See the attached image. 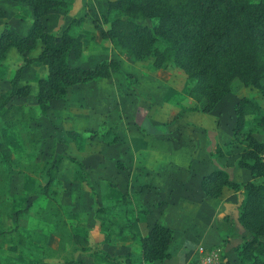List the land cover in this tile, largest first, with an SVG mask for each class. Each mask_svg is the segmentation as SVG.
Here are the masks:
<instances>
[{
    "label": "rangeland",
    "instance_id": "rangeland-1",
    "mask_svg": "<svg viewBox=\"0 0 264 264\" xmlns=\"http://www.w3.org/2000/svg\"><path fill=\"white\" fill-rule=\"evenodd\" d=\"M8 1L0 0V33L7 25L2 9L4 2ZM20 6L28 5L21 3ZM87 16L91 25L101 27L103 22L100 18L98 24L93 21V15ZM8 19L10 21L12 17ZM145 23L148 24L149 20ZM63 25L64 22L55 33L67 24ZM71 32H81L86 37L83 38L85 51L82 57L68 54L70 65L90 67L97 59L108 55L117 61L118 69L111 72L106 80L97 79L68 87L64 97L52 100L43 115L38 113L35 94L38 79L46 75L45 67L33 63L22 69L18 84H26L28 90L25 95L14 96L11 102L21 107L23 114H16L10 126H5L0 118V144L7 148L6 156L0 151V264H54L71 259L81 260L82 264H97L93 261L96 256L93 252L103 250L101 230L112 237L119 226L129 224L127 214L133 211L132 204L135 209L142 206L135 201L138 189L149 186L146 183L145 186L135 184L137 182L130 179L127 172L119 175L115 182L114 162L103 161L105 169L111 170L107 176L108 172L102 173L101 166L96 165L102 162L99 156L106 153L112 159L119 155L116 165L126 171L123 166L127 160L121 157L123 154L126 157L127 139L135 140L136 137L149 145L152 151L146 148V153L153 159V164H159L161 161H156L157 155L169 153L167 148L172 146L173 151L180 153L187 146L190 148L194 143H200L202 126L215 135L220 133L217 139L220 135H227L226 122L231 116L232 103L242 96L254 99L264 113V99L259 90L237 81L222 97L218 109L202 113L197 109L199 104L186 95L189 80L181 69L172 64L156 69L151 65V57L123 58L106 45L105 39L92 44L93 37L83 32L82 18ZM38 44L25 53L14 47L5 50L0 59V94L9 91V80L14 70L23 63L24 57L35 56ZM93 51L98 53L90 57ZM260 83L264 86V78ZM232 117L234 124V115ZM216 119H219L217 125ZM263 130L264 127L258 124V115L250 113L245 116L243 134L234 144L212 143L208 148L210 152L219 150L226 154L224 162L233 167L245 146L244 134L251 133L256 139L264 140ZM112 149H115L113 156L110 153ZM59 157L62 161L59 175L56 172L54 181L44 193L47 173L53 174L52 165ZM139 170L141 168L135 171L141 173ZM229 175L233 181L242 177L232 169H229ZM254 181L264 183V176L256 177ZM107 184L111 188L116 185L126 188L128 192L119 196L118 201L113 200V197L117 198V192L111 193L109 199L108 193L104 192ZM98 207L103 209L97 210ZM177 212V207L170 205L164 215L173 217ZM74 234L86 240V251L80 249L83 243L76 242L72 237ZM124 240L122 244L114 238L108 247L110 252H122L121 261L128 255L137 260L135 244ZM233 244V247L239 246L240 239ZM128 248L132 253L125 255Z\"/></svg>",
    "mask_w": 264,
    "mask_h": 264
},
{
    "label": "trees",
    "instance_id": "trees-1",
    "mask_svg": "<svg viewBox=\"0 0 264 264\" xmlns=\"http://www.w3.org/2000/svg\"><path fill=\"white\" fill-rule=\"evenodd\" d=\"M11 1L28 5L33 18L22 35L5 25L0 33V59L8 47H14L20 53L32 50L37 43L40 48L35 56L23 58V63L9 80V91L0 94V118L5 126L13 124L16 114H23L21 107L14 105L11 99L25 95L28 90L26 84H18L25 66L34 63L46 68L45 77L37 81L35 94L41 115L52 100L64 97L68 87L108 78L118 69L114 58L100 59L90 67L68 63L69 53L78 58L82 52L81 41L86 35L71 32L81 18L71 19L58 33H50L45 29L43 17L56 7H69L70 0ZM101 21L105 25L100 31L101 36L123 58L151 57V65L156 69H164L169 64L181 69L189 80L186 95L199 104L197 109L202 113L210 112L235 81L257 88L264 99V86L260 83L264 78V0H107ZM261 110V106L248 96L234 102V124L229 143H235L243 134L247 114H257L258 124L264 127ZM243 139L245 146L236 160L237 167L247 169L251 178L264 176L260 158L264 142L251 133L244 134ZM0 151L3 156L7 155V148L2 144ZM209 157L212 159L215 154L210 152ZM60 159L52 165L53 174L47 173L44 193L56 177ZM223 186L243 195L238 220L244 231L238 235L232 225L229 228L230 235L240 239L239 246L233 247L238 264H264V183L233 181L222 168L212 170L200 180V188L207 196L217 197ZM139 211L145 213V209ZM100 223L104 225L102 221ZM130 227L131 222L119 226L115 235L123 234ZM101 231L102 241L108 242L110 234L104 229ZM72 237L83 243L80 249L86 251V240L77 234ZM171 240V229L153 222L145 235L138 238L141 261L152 264L168 258ZM93 253L100 255L106 264H131L127 257L121 261L101 249ZM54 264H82V261L71 259Z\"/></svg>",
    "mask_w": 264,
    "mask_h": 264
},
{
    "label": "crops",
    "instance_id": "crops-1",
    "mask_svg": "<svg viewBox=\"0 0 264 264\" xmlns=\"http://www.w3.org/2000/svg\"><path fill=\"white\" fill-rule=\"evenodd\" d=\"M70 1L71 5L69 7H56L49 10L44 15L43 23L45 29L50 33H55L56 28H58L61 23L64 22V27L71 19L82 18L83 32L89 33V35L93 37L92 44L98 40L105 39L100 33L101 29L104 28L105 25H103V23L100 24L99 18L101 19V15L105 12L107 0ZM4 3L5 7L2 9V11L5 13L7 25L14 29L18 34H24L33 18L31 9L29 6L22 7L20 6L21 3L14 1H8ZM12 13L13 15H10ZM89 14L95 17V22H98V24L101 25L100 28L91 25L87 16ZM9 17H12L10 21L8 19ZM57 23H59V25ZM105 41L106 45L108 44V47H111L108 40L105 39ZM82 44L83 50L80 54L81 57L85 51L84 39H82ZM39 48L40 43L38 44V51ZM37 52L34 55H36ZM97 53L98 51L91 52L90 57L96 56ZM107 57L109 56L107 55ZM98 60H100V58L97 59V61ZM102 79L106 80L107 78ZM221 99L216 103L213 109H218L219 105L222 103ZM230 107L231 106H229V108ZM230 113L231 116H229V121L226 122L227 135H220L217 139V136L220 133L215 135L214 133L207 131L205 126H202L203 130H201L203 137L200 140V143H194L195 147L190 146V148H188L187 146V149L180 153L173 151L171 148L172 146L167 148L169 153L157 155L156 161H161L159 164H153V159L146 153V148L151 149L149 145L142 143L141 139L136 137L135 140L131 138L127 139V145L129 147L126 149L127 159L125 154H123L121 157V159L123 158L124 160H127L123 166L124 168L126 167V171L120 170L116 165L117 162L115 160H120L119 155L112 157V159L109 155H106V153L103 154L104 156L101 155L102 157L99 156V160L102 162H97L96 165L101 166V168H99L102 173L108 172L107 176H110L109 173H111V170L109 169L108 171L105 169L103 161L106 163H110L111 161L114 162L113 174L117 177L115 182H117L119 175L121 176L123 175V172H127V176L130 179L133 178V180L137 182H134L135 184H142L145 186L146 183L149 185L143 187L142 189L139 188L137 191V200L135 201H138L143 207L140 206L138 209H135L134 205L131 203L133 211L127 214V219L131 222V227L129 228L128 233L125 232L121 235H113L110 237L108 242H103V251H106L110 256L117 257L119 260H121L120 255L122 252L120 254H118V252L111 253L108 247L112 244V240H114V238L119 239L122 244L124 241H126L124 239H128L127 241L135 244V252L137 248L138 258L137 260H132L130 255L126 257L129 259L131 264H144L141 261L140 244L138 238L145 235L153 222H158L171 229L172 240L168 246V258L161 261H154L152 264H195L199 258L200 251L202 249L212 247L218 248L220 255L214 264H238V259L233 249V243L236 240L238 241L239 238L231 236V233H226L230 228L231 223L227 216L218 218V214L223 210L222 204L224 202H236L238 193L233 192L231 189L223 186L221 187L220 193L217 197H211L205 195L200 188V180L202 176L217 168L224 169L228 175L229 169H232L234 172H236L237 176L241 175V179H237L238 181L236 182H255V178H251L247 169H245V171H247L245 172L241 170L244 168L240 169V167H237L236 164L233 167H229V165H227L223 160L226 158V154L224 155L223 152L217 150L215 153L213 150L211 153H214L215 157L212 159L209 157V144L213 143V145H221L223 142L229 143L232 138V107L230 109ZM222 121L225 122V120ZM216 122V125L219 124V119H216ZM259 141L264 142L263 139H260ZM189 144L191 145L190 141ZM114 151L115 149L110 151L112 156ZM218 152H220V155ZM61 163L62 161L60 160L57 165V176L60 172ZM137 168H141V170H139L141 173H137L135 171ZM105 188L106 190L104 192L108 193L107 198L109 199L111 198V193L117 192V198H115L116 196L113 197V200L117 199V201L119 200V196L125 192H128L126 188L121 189L117 185L116 187L111 188L109 184H107L105 185ZM170 205L175 206V208L177 207V216L171 217L170 214H167V216L164 215L166 208H168ZM142 209H145V213H139V210ZM132 236H135V238H132ZM130 253L132 252L129 248L124 252L125 255ZM94 258L95 260L93 259V261H96L97 264H106L103 262L100 255L96 254Z\"/></svg>",
    "mask_w": 264,
    "mask_h": 264
},
{
    "label": "water",
    "instance_id": "water-1",
    "mask_svg": "<svg viewBox=\"0 0 264 264\" xmlns=\"http://www.w3.org/2000/svg\"><path fill=\"white\" fill-rule=\"evenodd\" d=\"M242 200H243V195L237 194L236 202L234 203L224 202L222 204L223 210L218 214V218L220 217L223 218L224 216L228 217V219L230 220L232 226L235 228V231L238 235H241L244 231L243 226L239 223L238 220V211Z\"/></svg>",
    "mask_w": 264,
    "mask_h": 264
},
{
    "label": "built area",
    "instance_id": "built-area-1",
    "mask_svg": "<svg viewBox=\"0 0 264 264\" xmlns=\"http://www.w3.org/2000/svg\"><path fill=\"white\" fill-rule=\"evenodd\" d=\"M260 158L264 164V148L260 153ZM219 256V249L216 247L202 249L200 251L199 258L195 262V264H214L215 261L219 258Z\"/></svg>",
    "mask_w": 264,
    "mask_h": 264
}]
</instances>
